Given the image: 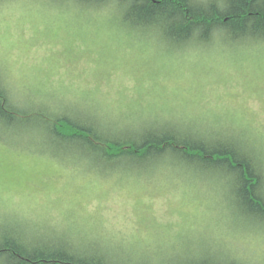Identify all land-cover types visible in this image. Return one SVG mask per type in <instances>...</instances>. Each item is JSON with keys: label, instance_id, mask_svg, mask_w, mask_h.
I'll return each mask as SVG.
<instances>
[{"label": "rangeland", "instance_id": "obj_1", "mask_svg": "<svg viewBox=\"0 0 264 264\" xmlns=\"http://www.w3.org/2000/svg\"><path fill=\"white\" fill-rule=\"evenodd\" d=\"M7 1L0 8V68L25 98L60 95L95 108L121 132L170 119L209 134L218 130L216 120L232 119L245 124L235 131L250 128L264 138V46L173 55L153 35L120 29L109 10L87 17L48 0ZM17 135L11 130L0 139L3 213L113 245L146 246L156 256L231 249L264 264V223L246 224L231 212L228 184L182 168L158 169L154 180L103 177L75 157L34 153L28 136Z\"/></svg>", "mask_w": 264, "mask_h": 264}, {"label": "trees", "instance_id": "obj_2", "mask_svg": "<svg viewBox=\"0 0 264 264\" xmlns=\"http://www.w3.org/2000/svg\"><path fill=\"white\" fill-rule=\"evenodd\" d=\"M5 1L0 0V8ZM48 2L51 8L76 10L87 17L89 12L102 16L109 10L120 29L136 37L153 35L173 55L215 46L224 51L264 46V0ZM76 19L80 20L77 15ZM4 66L0 68V139L16 129L18 140L34 133L27 137L34 153L60 161L75 157L87 173L103 177L106 172H123L138 180H154L158 169H187L228 184L231 212L246 224L264 223V138L250 128L232 129L245 124L229 119L228 125L219 119L218 130L204 134L195 123L183 128L170 119H156L116 131L95 108L90 112L88 106L76 107L60 95L25 98ZM146 248L113 245L107 238L87 237L71 229H44L24 216L0 210V264H251L231 249L224 255L208 249L203 254L156 256Z\"/></svg>", "mask_w": 264, "mask_h": 264}]
</instances>
